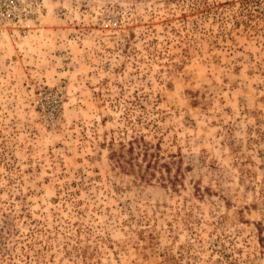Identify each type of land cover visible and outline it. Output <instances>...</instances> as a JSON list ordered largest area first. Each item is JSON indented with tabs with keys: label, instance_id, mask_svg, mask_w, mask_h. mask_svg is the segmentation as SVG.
I'll return each instance as SVG.
<instances>
[{
	"label": "rangeland",
	"instance_id": "1",
	"mask_svg": "<svg viewBox=\"0 0 264 264\" xmlns=\"http://www.w3.org/2000/svg\"><path fill=\"white\" fill-rule=\"evenodd\" d=\"M0 264H264V0H0Z\"/></svg>",
	"mask_w": 264,
	"mask_h": 264
},
{
	"label": "trees",
	"instance_id": "2",
	"mask_svg": "<svg viewBox=\"0 0 264 264\" xmlns=\"http://www.w3.org/2000/svg\"><path fill=\"white\" fill-rule=\"evenodd\" d=\"M135 140V138H134ZM133 143L129 144V147L131 149ZM123 148V147H122ZM126 149V151L118 150L111 152V158L114 159V162L117 164L118 167H120L122 170L130 171L132 174L136 175L140 180L147 181V172L144 171V169L141 167V164H138L137 162H133L130 157H126V154L128 153L129 149ZM147 148H144V152L142 153L143 156L146 155ZM145 166L148 167L149 163H145Z\"/></svg>",
	"mask_w": 264,
	"mask_h": 264
}]
</instances>
